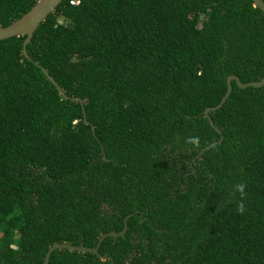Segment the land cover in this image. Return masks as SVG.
Returning <instances> with one entry per match:
<instances>
[{"label": "trees", "instance_id": "16d2710c", "mask_svg": "<svg viewBox=\"0 0 264 264\" xmlns=\"http://www.w3.org/2000/svg\"><path fill=\"white\" fill-rule=\"evenodd\" d=\"M38 0H0V27ZM63 0L0 40V264H264V13ZM264 1V0H263ZM44 67L69 97L48 80ZM84 117L89 123L84 121ZM223 136L219 144H215ZM213 145L198 157L201 150Z\"/></svg>", "mask_w": 264, "mask_h": 264}, {"label": "water", "instance_id": "95a60500", "mask_svg": "<svg viewBox=\"0 0 264 264\" xmlns=\"http://www.w3.org/2000/svg\"><path fill=\"white\" fill-rule=\"evenodd\" d=\"M62 1L63 0H38L37 3L27 13H25L23 16H21L19 19H17L16 21H14L13 23H11L8 26L0 27V40H5V39L12 38L15 36H18V37L19 36H25L26 38L23 42L22 52H23L24 57L29 59L30 57L27 53V45L30 43V41L33 38L34 33L37 30V28L39 27V25L48 17L49 14L54 12V10L58 7V5ZM254 2L256 4V6H258L259 9L264 13V1L263 0H254ZM41 69H42L43 73L47 76L48 80L51 81L56 86L59 94L62 95L63 98L70 99L73 101H78V102L82 103V100L78 97H69L63 91V89L58 85V83L55 81V79L51 75H49L48 71L44 67H41ZM232 81H235L236 84L238 85V87H240V88H247V87L260 88V87L264 86V77L260 81H253V82H248V83H243L239 79V77H237L235 75H230L227 77V80H226L227 92H226L225 96L223 97L221 102L216 107L207 108L204 112L205 117L209 120L211 126L214 127L218 133H221V131L219 128H217L215 126L213 120L209 116V112L219 109L224 104L226 99L231 94V91H232L231 83H232ZM84 121L86 123H89L86 120V117H84ZM222 140H223V136H221L220 140L217 141L215 144L221 143ZM215 144L207 146L203 150H201L198 157L201 156V154H203L204 151L209 150ZM126 230H127V226L124 227V229L121 233H108V234L103 235L99 239V241L95 247L76 246V245H73L72 243H56L49 248L48 252L46 253L43 264H49L51 254H52V252H54L56 250L67 249V250H72V251H77V252L93 253V254H96L97 256H100L98 253V249H99L101 243L103 242V240L108 236L117 237L118 235L124 234ZM100 257H101V259L105 258L103 256H100Z\"/></svg>", "mask_w": 264, "mask_h": 264}, {"label": "built area", "instance_id": "2783aa9c", "mask_svg": "<svg viewBox=\"0 0 264 264\" xmlns=\"http://www.w3.org/2000/svg\"><path fill=\"white\" fill-rule=\"evenodd\" d=\"M70 3H71V4H74V3H76V1H75V0H72Z\"/></svg>", "mask_w": 264, "mask_h": 264}, {"label": "clouds", "instance_id": "9594fccd", "mask_svg": "<svg viewBox=\"0 0 264 264\" xmlns=\"http://www.w3.org/2000/svg\"><path fill=\"white\" fill-rule=\"evenodd\" d=\"M76 1V0H75Z\"/></svg>", "mask_w": 264, "mask_h": 264}]
</instances>
